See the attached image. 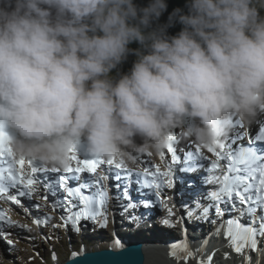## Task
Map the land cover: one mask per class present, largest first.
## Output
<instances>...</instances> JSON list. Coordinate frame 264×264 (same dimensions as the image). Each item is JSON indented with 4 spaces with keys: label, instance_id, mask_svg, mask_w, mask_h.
<instances>
[{
    "label": "clouds",
    "instance_id": "clouds-1",
    "mask_svg": "<svg viewBox=\"0 0 264 264\" xmlns=\"http://www.w3.org/2000/svg\"><path fill=\"white\" fill-rule=\"evenodd\" d=\"M167 9L0 0V131L15 133L16 156L64 168L86 139L82 156L134 167L159 157L175 129L212 146L233 121L264 117V0H187L160 23ZM129 55L130 73L114 80Z\"/></svg>",
    "mask_w": 264,
    "mask_h": 264
},
{
    "label": "snow or ice",
    "instance_id": "snow-or-ice-1",
    "mask_svg": "<svg viewBox=\"0 0 264 264\" xmlns=\"http://www.w3.org/2000/svg\"><path fill=\"white\" fill-rule=\"evenodd\" d=\"M233 128H243L240 121L232 122ZM248 136L247 132L236 131L225 141L216 145L202 146L197 144L195 152L184 153L183 159L177 154L173 145L175 136L171 133L168 137L167 152L171 154V160L160 164L147 163L144 167L133 169L123 160L115 157L110 159L81 158L75 149H72L70 157L72 163L64 168L49 167L33 160L18 158L11 147V137L4 131H0V201L11 202L22 208L26 215L29 209L24 206L21 198L31 199L39 191L38 185L43 183L38 174H44L45 195L39 197L44 201L48 195L60 197L53 203V210L62 208L65 215L60 217L62 224H53V228L67 227L71 224L74 231L79 232L81 220H91L100 227H106L108 223V206L112 199L121 202L125 215L131 209L144 207L146 210L155 206L166 209L167 215L161 218V223L168 227H175L182 223L183 219L195 218L201 222L211 223L213 232L209 233L200 244L193 250L187 239V229H184V238L170 245V255L178 260L182 259L185 264L190 259L196 258V253L207 248L212 236H223L227 241L226 247L232 253L242 255L244 264H252L251 255L257 254L256 264H261L264 257V249L259 246L260 239H264V125L258 133L248 136V143L238 144ZM206 148L215 159L206 156L202 151ZM150 157V155H148ZM159 158L165 162V151ZM223 161V163H221ZM74 162V164H73ZM107 166V171L114 173L112 179L117 181L115 196H111L107 187L109 177L98 172L101 166ZM183 173L195 172L203 169L206 173L202 176L203 185H212L207 191L199 188L191 193L194 197L191 206L188 203L181 205L185 209L186 216L179 217L175 221L171 218L176 215L175 205H169L168 198L162 196L166 188H173L177 181L175 171ZM48 174H59L50 180ZM183 183V181H180ZM136 185V192L140 199L133 201L130 195L131 186ZM189 187H193L192 182ZM10 189L14 192L10 193ZM127 201V203H122ZM224 205V207H221ZM46 205L35 203L32 207L36 210ZM214 219H210L213 215ZM235 213V214H233ZM227 214V219L225 216ZM150 212L136 215L133 212L127 219L130 222H140L146 219ZM52 217L44 215L33 219L38 226H46ZM219 221V223H217ZM19 226L27 228V225L13 221L8 215V210L0 207V238L8 245L13 241L8 239L9 233L4 232V227ZM116 247H123L119 240L115 241ZM214 248L206 258H199L196 264H213V259L218 251ZM78 254L73 253V256ZM55 253L53 259L55 260ZM223 259H230V253L224 252Z\"/></svg>",
    "mask_w": 264,
    "mask_h": 264
},
{
    "label": "rangeland",
    "instance_id": "rangeland-1",
    "mask_svg": "<svg viewBox=\"0 0 264 264\" xmlns=\"http://www.w3.org/2000/svg\"><path fill=\"white\" fill-rule=\"evenodd\" d=\"M251 127L260 129V127L256 126L255 123H252L251 125H247L243 123V128H239V130L240 132H247L249 134ZM237 130L238 128H233V131L229 134L228 137L233 136ZM4 131L10 136L15 135L12 129H4ZM172 134L175 136L173 145L176 148L177 154L181 156V159H183L184 153L190 151L195 152L196 150L195 145H197V143H195L189 138H186L180 129L173 130ZM243 140L247 141L248 137L245 136ZM88 147L89 145L87 140L82 139L81 142L76 146L75 150L77 151V153L80 155L81 158H84V156L82 155L87 153L86 150H88ZM203 151L208 157H210L211 159H215L213 154L208 152L206 148H203ZM170 160H171V154L168 153L167 150L165 149V162H162L159 157H151V156L149 157L147 154H144L137 157V165L131 168L136 169V168L144 167L147 163L160 164L161 167L163 168L164 163L169 162ZM98 172H102L103 175H107L109 177L106 165L101 166V168L98 169ZM39 175L44 176L43 173L38 174V176ZM49 175H53V174H48V176ZM109 183L110 180L108 179L106 182L108 190L110 189ZM38 188L39 191L32 196L31 201L33 204L40 203L46 206L42 207L39 210L30 207L29 211L35 218L41 217L39 213H41L42 216L50 215L52 217V220L46 226H38L37 224L33 223L34 217H31L30 215H26L21 207L16 206L11 202L8 203L2 201L0 203V207L8 210V215H10L13 221H19L20 224H24L28 226L27 228H21L19 226H11V227H6L8 230L3 229L4 232L9 233L7 238L13 241V245L11 246L8 245L4 239L0 238V264H61L64 261H66L69 257H71L72 253H77L82 249L84 251H88L89 246L91 247L94 246L93 249H95V247H99L101 245L102 240H106V239L108 240L112 239L110 242H107L110 245L112 241L116 237H118L116 236L118 235V232H112L113 230L112 215L114 214L115 211L114 218H116V213L118 210L117 208L118 204H114L113 200H111L108 206V223L106 227H100L98 223H93L91 220L88 227L86 226V224L84 225L82 223L83 220H81L79 225L80 230L79 232H76L73 230L71 224H69L67 227H59V228L52 227L53 224L63 223L60 219L63 213L62 211L59 210L60 208H56L55 210H53L52 206L54 201L51 195H48L47 201L39 199V197H42L46 193L42 184H39ZM172 191L173 188H166L162 192V196L165 198H169L167 199V202L173 203L180 211L178 216H174L171 218L173 221H175L179 217H185L186 213H185V209L181 207V205L184 204V202L183 200H180L176 191L173 194L172 199H170ZM156 213L158 214L155 215ZM151 215L153 216L155 215V216L154 217L151 216V218L153 217V219L148 224L149 227L145 229H137L135 227L136 223L134 222V224L132 223V228H134L133 231H125L123 233H131V237L133 236L136 239L142 238L144 235H147V237L148 235L149 237H151V234L156 235L158 236L159 240L156 241L157 243L152 242L154 245H159L160 243H167L166 245H169L170 241L168 242V240L173 241L174 239L178 240L183 237L184 232H178L176 229L178 228V225H180L179 223H177L176 226L173 228V227L165 226L160 222L161 218L167 215L166 209L157 206V209H155L154 213H152ZM186 219L187 218L183 219V221ZM85 226L88 227V229L82 232V227L85 228ZM156 230L158 232H156ZM86 236H88L89 239ZM124 237L123 240H120L121 241L120 243L122 244L129 243L130 240ZM85 238L90 241H86ZM87 242H91L93 243V245H89L87 244ZM189 242L192 248L195 249L193 242L191 241ZM78 244H80V246ZM75 245L79 246L78 250H77V246ZM212 245L213 243H209L207 248L204 250L207 254H209ZM53 253H55V257H56L55 260L53 259ZM216 255L218 254L216 253ZM235 255L237 256V258L234 256L232 258L230 256L232 259L234 258L237 259L235 264H242L243 261L239 263V261L241 260L240 256L238 257L237 254ZM46 257L47 259H45Z\"/></svg>",
    "mask_w": 264,
    "mask_h": 264
},
{
    "label": "bare ground",
    "instance_id": "bare-ground-1",
    "mask_svg": "<svg viewBox=\"0 0 264 264\" xmlns=\"http://www.w3.org/2000/svg\"><path fill=\"white\" fill-rule=\"evenodd\" d=\"M254 123H255L256 126H262V125H264V117L258 118ZM237 131H240L239 128H238ZM258 131H259V129H257L255 127H251L250 128V131H249V136H255L258 133ZM222 141H225V138L222 139ZM247 143H248V141L244 142L245 145ZM195 149H196V145H195ZM202 151H203V149H202ZM221 163H223V161ZM205 174L206 173L203 170L202 172H200V174L197 177L190 178L187 173L180 172L178 170V168H177V170L175 171V176L177 177V181L175 183V191H176L178 197L180 198V200H183L184 203H188L191 206V201L194 198L191 195V193L195 192L197 188H199L201 191H207L209 188L213 187L212 185H203L201 183V179L200 178L202 176H204ZM108 175H109V180H110V183H109V186H110L109 187L110 188L109 189V193H110L111 196L114 197L115 194H116V191H117V189L115 188V184L117 183V181H115V180L112 179V176L114 175V173L108 172ZM53 176H56V175L55 174L49 175L48 176V179L50 180ZM39 178L43 181V183H41L42 186L44 185V183H47V181L44 180V176H40L39 175ZM180 181H183V183H181ZM190 182H192V184H193V187H191V188L189 187V183ZM43 188H44V186H43ZM44 190H45V188H44ZM14 191H15L14 189H10V193L11 192H14ZM175 191H174V193H175ZM49 195H51V194H49ZM60 195H61L60 193H58L57 196H55V197L51 195L52 198H53V201L55 202V200H57L60 197ZM130 195H131L133 201H137L138 199H140V197L138 196V194L136 192V185L135 184H133L131 186V188H130ZM21 199H22L23 204H24L25 207H27L28 209L30 207H32L33 203L31 201V199H28L26 197L25 198H21ZM112 200H113L114 204H118V206L116 205L117 208H118L117 213H116V218H114L115 211H114V214L112 215V218H113V230H112V232H118V235H116V236L119 237V238L116 237L112 241V243H111L112 246L115 245V241L116 240H119V241L120 240H123L124 235H125L124 238H127L128 240H130L131 242H134V243H144V242L146 244L152 243V242L157 243L156 241H158L159 238H158V236L153 235V234H151V237H149V235H148L147 239H145V240L144 239L143 240L142 239L141 240H135V238L133 236H132L133 238L131 237V233H123L125 231H133V229H134V228H132V223L134 224V222H130L127 219L128 216H130V215L133 214V212H135L136 215H141V214L145 213L146 211L147 212H150V215H148V218H147L150 221H148L147 219H142L138 223L135 222L136 223L135 227L137 229H145V228L149 227L148 224L151 222V220L153 219V217L155 215H157L159 212H161V211H159L154 216L151 215L152 213H154V210L157 209V206L152 207V208L147 209V210L144 207L141 206V207H139L137 209H131V210H129L125 215H121V212L123 211V209L120 206L121 205V202H118L115 199H112ZM122 203H127V201H123ZM221 207H224V205H221ZM59 210L62 211L63 215H65L64 211L62 210V208H60ZM29 213H30L29 215L31 217H34L31 214L30 211H29ZM39 214H40V216H42L41 213H39ZM60 215H61V212H60ZM151 216H153V217L151 218ZM226 216H227V214H226ZM210 218L211 219H214L215 218L214 210H213V215ZM187 220H185V223H186V226L187 227L192 226L194 228V230L195 229H197V230L200 229L201 230V232H187V239H188V241L193 242V244L200 245V242L203 241L206 237H208L209 233H211L209 231H210V227L213 226V225L211 223H206V222H201V221L200 222H195L197 220H194V219H192L190 222H188ZM82 223L84 225L86 224V226L89 227L90 220H83ZM86 226H85V228L82 227V232H84V231H86V229H88V227H86ZM6 227H8V226H5L4 227V230H8ZM156 232H158V231L156 230ZM122 233L124 235H122ZM184 235H185V233L183 234V237L181 239L184 238ZM214 237L216 238V241H217V243H219V245L225 244V241L223 239H222V241H219L218 240L220 236L219 237L212 236L211 239H213ZM172 238H174V237H172ZM181 239H178V240L177 239H174L173 241L168 240V242L170 241V244L168 245V247H170V245L172 243H175L176 241H179ZM160 244H162V243H160ZM107 246L108 245H106V248H107ZM259 246H260L261 249L264 248V239H260ZM197 248H199V246ZM202 252H203V254L206 257L209 254H211V252H209V254H207L205 251H202ZM227 252L230 253V256L232 258H233V256L237 258V256L234 253H232L231 249H228ZM198 254L201 256V252H199ZM247 255H251L252 260H253V263L252 264H254V262L256 264L257 254L254 253V252H248ZM239 256L241 258V260L239 261V263H241V261H243L242 264H244V258H243V256L242 255H238V257ZM231 257L228 260H224L222 255H220V254L219 255H216L214 257V259H213V264H235V263L232 262V260L234 262H236L237 259L236 258L232 259ZM172 259H173L174 262H176L178 264H185V262L182 259L178 260L176 257H173ZM159 262H160V260H158L156 264H158ZM219 262H222V263H219ZM187 264H196V260L195 259H190L187 262ZM261 264H264V257L261 258Z\"/></svg>",
    "mask_w": 264,
    "mask_h": 264
},
{
    "label": "water",
    "instance_id": "water-1",
    "mask_svg": "<svg viewBox=\"0 0 264 264\" xmlns=\"http://www.w3.org/2000/svg\"><path fill=\"white\" fill-rule=\"evenodd\" d=\"M169 205L172 204L169 203ZM174 211L176 213L175 216H178L180 211L176 207ZM225 219H227V216H225ZM217 223H219V221H217ZM179 224H180L179 225L180 231L178 232H184V229H187V232H201L200 229L194 230L193 227L191 228L187 227L185 220ZM214 227L215 226H213V228L209 232H213ZM222 239L225 241V244L223 245H219L215 237L211 239L209 243H213V245L211 246L209 252H212L214 248H218L219 250L216 253L218 255L220 254L223 256V253L227 252V250L230 248L225 246L227 244V241L221 235L218 240L222 241ZM120 244L123 246L122 248L116 247L115 245L113 246L110 245L108 248H103V249H94L88 251H84L82 249L76 253L78 255L73 256L72 253L71 257H69L66 261H64L61 264H156L158 260H160L158 264H178L173 261L172 259L173 256L169 254L171 249L170 247H168V245H166L167 243H162L159 245H154L153 243H148V244L120 243ZM193 245L195 249H197L198 246L200 247V245H196V244ZM200 252L202 256H200L198 254L199 252H197L196 253L197 256L196 258H194L196 261L197 259L202 257L206 258L203 252L202 251ZM233 263L235 262L233 261Z\"/></svg>",
    "mask_w": 264,
    "mask_h": 264
},
{
    "label": "trees",
    "instance_id": "trees-1",
    "mask_svg": "<svg viewBox=\"0 0 264 264\" xmlns=\"http://www.w3.org/2000/svg\"><path fill=\"white\" fill-rule=\"evenodd\" d=\"M134 2L137 4H140L142 6H146L148 4L149 0H134ZM166 2L168 4V9L161 16L160 23H166L168 16L173 11V9H175L177 7L183 8L185 3L187 2V0H166ZM185 11H186V9H185ZM182 27H183L182 25L176 24L174 27H172L168 30L169 35H176L179 31H181ZM99 34L102 35V33H99ZM129 47L130 48H138L140 46L138 43H132L131 45H129ZM136 59H137V57L135 55H129L128 58L123 63H121L115 69H113L111 71V73L109 74L110 77H112L114 80H118L122 75L130 73ZM86 237L88 238V236H86ZM88 239H86V241H90ZM107 242H109L108 239L102 240L100 247H106L105 245L107 244ZM87 244L93 245V243H91V242H87ZM78 245L80 246V244H78ZM78 245H75V246H77V250L79 249ZM89 247H91V246H89ZM75 249H76V247H75ZM45 259H47V257ZM44 261H47V260H44Z\"/></svg>",
    "mask_w": 264,
    "mask_h": 264
}]
</instances>
